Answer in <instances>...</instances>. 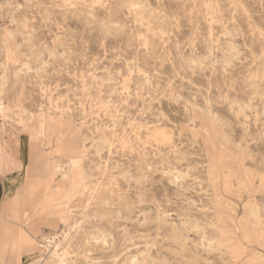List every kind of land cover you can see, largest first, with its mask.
<instances>
[{"label":"rangeland","instance_id":"rangeland-1","mask_svg":"<svg viewBox=\"0 0 264 264\" xmlns=\"http://www.w3.org/2000/svg\"><path fill=\"white\" fill-rule=\"evenodd\" d=\"M5 176L0 264H264V0H0Z\"/></svg>","mask_w":264,"mask_h":264},{"label":"bare ground","instance_id":"bare-ground-1","mask_svg":"<svg viewBox=\"0 0 264 264\" xmlns=\"http://www.w3.org/2000/svg\"><path fill=\"white\" fill-rule=\"evenodd\" d=\"M34 117H38V116H34ZM37 124H38L37 125V129L34 130L35 131L34 134L36 135L35 136V141L32 142V145H33L34 150L37 149L38 142L41 139V127H42V120H41V118H40V120H37ZM27 140L28 139H24L20 143V147L23 149L24 153L26 152L25 151L26 150V144L25 143H26ZM77 168L78 167L76 165H73V164H71L68 167L69 175L71 177L73 176L75 179L72 182L70 181L69 184H68V191H67V194H66V197L67 198H72V196H74L75 194H78L79 193V188H80V180L79 179H80V177L78 175V169ZM56 169L59 171L60 166H58V167L56 166ZM45 174H47V175L50 174V171H49V168L48 167L41 169L40 172L37 175H34V180H30V179H32L31 176H30L29 179H27L28 180V185H27L28 187H26V188H27L28 193H33V195H35V193L40 190V188H41L40 186H41V183L43 181L42 178H43V175H45ZM235 180H236V178H235ZM52 184H53V181H51L50 179H48V180L46 179L45 185L43 186V189H42V191L44 193L43 194V196H44L43 199L46 198L47 201H49V202H53L54 200H56V198L62 197V195H60V193H59V190L62 189V186H57L56 187V186H53ZM48 189H52L53 192L52 193H48L47 192ZM33 210H34L35 213L37 212V213L40 214V213H42L41 210H43V209H42L41 206H37V203H30V204H28V206L26 207L25 210H22L21 215L17 218L18 221L21 222V221L27 219L28 212L30 213ZM20 222L18 224H20ZM4 229L7 232H9V229L8 228H5L4 227ZM19 229H20V227L17 228V229L16 228L15 229H11L12 236H10L9 239H8L9 243L11 244V248H12L13 253H14V251L18 247L19 238L21 239L23 237L21 239V242H23L25 239H27V237L25 238V235L22 234V231H20ZM0 257L4 258L5 257V254H0Z\"/></svg>","mask_w":264,"mask_h":264},{"label":"crops","instance_id":"crops-1","mask_svg":"<svg viewBox=\"0 0 264 264\" xmlns=\"http://www.w3.org/2000/svg\"><path fill=\"white\" fill-rule=\"evenodd\" d=\"M3 180H4V182H3V191L1 192V189H0V197H1V195L2 194H4L5 192H9V191H11V189H12V187L14 186V184L17 182V177L16 176H5V177H3ZM23 185H22V188H21V193L23 194L22 195V198L19 196L17 199H18V201H19V203L18 204H21V206H22V208H21V210H19V212H18V215H17V218L21 215V212H22V210H25L26 209V201H25V196H24V193H23ZM20 194V193H19ZM18 194V195H19ZM17 195V196H18ZM2 200V199H1ZM7 204H9L8 203V201L7 200H4V203H3V206H7ZM3 230H4V233H5V235H6V233H7V231L3 228ZM4 235V236H5ZM0 240H1V237H0ZM7 242H9L8 241V239L7 238H5L4 239V241H2V245L4 244V243H7ZM10 250V249H9ZM10 253H8L7 252V255H9Z\"/></svg>","mask_w":264,"mask_h":264}]
</instances>
